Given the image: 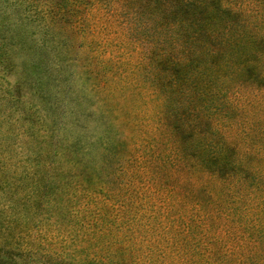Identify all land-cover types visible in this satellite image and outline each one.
<instances>
[{
	"label": "trees",
	"instance_id": "1",
	"mask_svg": "<svg viewBox=\"0 0 264 264\" xmlns=\"http://www.w3.org/2000/svg\"><path fill=\"white\" fill-rule=\"evenodd\" d=\"M4 28L0 264H264V0H44Z\"/></svg>",
	"mask_w": 264,
	"mask_h": 264
},
{
	"label": "rangeland",
	"instance_id": "2",
	"mask_svg": "<svg viewBox=\"0 0 264 264\" xmlns=\"http://www.w3.org/2000/svg\"><path fill=\"white\" fill-rule=\"evenodd\" d=\"M43 2L44 0H0V21H4L5 23L19 22L25 18L27 7H40ZM6 33L8 32L5 28L4 30H0L1 36H5ZM0 43L4 45L6 39H1ZM1 50L0 48V51ZM6 56L7 55L0 54V67L2 68L7 64L6 61L4 62Z\"/></svg>",
	"mask_w": 264,
	"mask_h": 264
}]
</instances>
